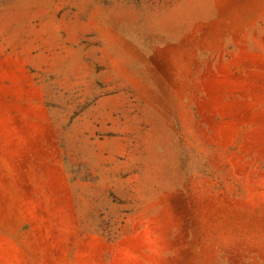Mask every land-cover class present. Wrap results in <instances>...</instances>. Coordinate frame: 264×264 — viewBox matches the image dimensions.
I'll list each match as a JSON object with an SVG mask.
<instances>
[{"label":"rangeland","instance_id":"1","mask_svg":"<svg viewBox=\"0 0 264 264\" xmlns=\"http://www.w3.org/2000/svg\"><path fill=\"white\" fill-rule=\"evenodd\" d=\"M0 264H264V0H0Z\"/></svg>","mask_w":264,"mask_h":264}]
</instances>
